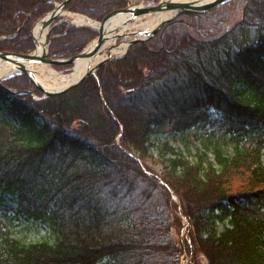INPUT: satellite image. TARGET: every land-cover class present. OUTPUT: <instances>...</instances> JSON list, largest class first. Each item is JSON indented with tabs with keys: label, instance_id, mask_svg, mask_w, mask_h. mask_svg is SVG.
I'll return each instance as SVG.
<instances>
[{
	"label": "trees",
	"instance_id": "1",
	"mask_svg": "<svg viewBox=\"0 0 264 264\" xmlns=\"http://www.w3.org/2000/svg\"><path fill=\"white\" fill-rule=\"evenodd\" d=\"M64 1L0 0V51H31L33 26ZM125 7L72 0L66 9L104 22ZM96 37L59 24L49 58H72ZM2 85L16 94L0 89V203L12 205L0 214V264H180L186 254L194 264L192 247L204 264H264V0L181 11L63 95L32 100L25 75ZM211 111L221 140L209 135ZM203 136L212 141L197 145ZM131 151L153 152L161 177ZM22 219L52 239H18Z\"/></svg>",
	"mask_w": 264,
	"mask_h": 264
},
{
	"label": "rangeland",
	"instance_id": "2",
	"mask_svg": "<svg viewBox=\"0 0 264 264\" xmlns=\"http://www.w3.org/2000/svg\"><path fill=\"white\" fill-rule=\"evenodd\" d=\"M160 1L161 0H155V1H153V0H150V1H146V0H126V7L128 5V2H130L132 5H135L137 7H153V6H156ZM162 2H164V0H162ZM58 4H61V3L54 2V9H55L56 5H58ZM219 6H217V7H219ZM215 8H213V9H215ZM64 10H65V12H64L63 15H65V16L58 17L57 19L54 20L53 24L50 27L44 28V29L47 30V33H46V36H47L46 37V45H47V48H46V59L45 60L49 64H43V65H45V67L47 69L53 70L55 73H58V74H60L62 76L69 75V74H72L73 73V67H74V65L68 63L67 60L73 59L75 56H77L79 53H81L84 50V48L88 44H90L91 42L87 43V45L77 55H75L72 58H62V59L49 58V51H50L49 47H50V44H51V40L49 38V34H50L52 28L58 26L59 24H69L70 27H72V28H80V27H74V24L72 23V16H71L73 14H74L73 16L76 15V16L83 17L86 20L91 21L93 23H97V24H101L102 23V22L92 21L88 17H86L84 15L77 14V13L72 12V11H69L66 8ZM121 10H123V9H121ZM210 10H212V9H210ZM190 11H192V10H190ZM51 12L47 13L46 15L50 14ZM161 12H164V11H161ZM167 12H170V11H167ZM197 12H199V11H197ZM205 12H207V11H205ZM70 13H71V15H70ZM178 13H175L174 12V14L172 15V19H174L177 16ZM154 16H155V13L152 14L151 16H147V19H149L148 17H154ZM142 20L145 21L146 19H141V20H138V21L140 22ZM139 22H134V23L139 24ZM37 23H35V25ZM130 24H133V22H130L129 25ZM35 25L33 26L32 31H31V33H32V42L34 44V48L31 51H29L28 53H22V54H27V55L28 54H32L36 50V45H35V41L33 39V35H34V29H35V27L38 24L36 26ZM141 30L142 29H139L138 28L136 30V32H140ZM129 31H131V30H129ZM142 31H144V30H142ZM159 31L160 30H158V32ZM155 35H152L147 40L153 38ZM58 36L59 35H54V37H58ZM3 39H5V38L4 37H0V41L3 40ZM147 40H145V41H147ZM124 41L126 42L128 40L127 39L126 40L125 39L124 40H118L117 42H115V45L118 44V46H119ZM130 47L127 48L128 50L126 49L127 52L129 51ZM0 52L11 53V54L13 53V52H10V51H0ZM127 52H126V54H127ZM17 54H21V53H17ZM126 54H123L122 56H118V55L117 56H113L112 55V57L114 58V60H112V61L120 60ZM105 55H106V53H105ZM107 62H111V61H107ZM59 64L60 65H68V66L67 67H65V66L63 67V66H59ZM96 74H97V72H96ZM96 74H95V76H96ZM13 75H15V74H13ZM20 75H25V74H20ZM15 76H17V75H15ZM15 76H12L11 75V77L8 78V79H11V78H13ZM25 76L27 77V79L31 83V85L33 86V90H30L29 89V90H27V92H23L22 94L29 95L32 100H41V99H43V96L44 95L39 90L36 89L34 83L29 79V77L27 75H25ZM8 79H5V80H8ZM5 80H3V81H5ZM2 82H1V84H2ZM77 86H75V87H77ZM75 87H73V88H75ZM98 88H99L100 96H101L102 95L101 94V90H100L101 89V86L99 85ZM9 91H11V90H9ZM11 92L15 93V91H11ZM66 93H64V94H66ZM8 94H10V93H8ZM10 95H15V94H12L11 93ZM61 95H63V94H61ZM56 96H59V95H56ZM50 97H53V96H50ZM101 98H102V96H101ZM103 103H104L105 108L108 111V113L112 115L111 110H110L109 106L107 105V103L105 102L104 99H103ZM0 105H2V102L1 101H0ZM4 118H6L9 123L13 124L11 118L8 115H5ZM209 123H210V125H209V133H211L209 135L212 136L214 139H219V140L223 139L224 138V127H223V125L221 123V117H220V114H219L218 111H215V112L214 111H211L209 113ZM121 129H122V127L120 128V130L118 131V133L116 134V136L114 138V140H115L116 143H120L121 142V133H122L121 132ZM193 132H195V131H191L190 134H189V138L191 140L194 139ZM163 134H164V137H166V139L168 141H170L173 146H175L177 149H182L180 142L179 143L178 142H175V138L174 137H178V135L176 133L170 134V130L167 127V128H165L163 130ZM208 141H212V138L203 136V137H201L199 139V141L196 144L197 145H199L200 143L204 144V143H207ZM131 156L135 157L139 161V165L141 166L142 169H144V170L145 169L146 170L149 169L148 170V173L150 172V173L154 174L157 177H161V175L163 174V163L159 160V158L153 152H151V154H148L144 159H139L138 155L135 154L133 151H131ZM162 184L164 186H166L163 182H162ZM171 198L178 204L179 201L177 200V198L174 195H172ZM6 206L7 207H11L12 206L11 203L8 200L3 201V204L0 203V214L8 213V215H9L11 213L9 210H6L4 208ZM177 206H178L177 210L180 211L181 207L179 206V204ZM182 222H183V225L181 227V237L182 238L184 237L185 238L184 241H186V240H188L187 239V235H188V238H189V232L187 230V225L188 224H187L186 219H184V218H182ZM13 233H14V236L15 237H17L18 239L24 240L25 242H28V243H30V242L31 243H34V242L48 241V240H51L52 239V234L45 227H43L42 225L37 224V223H35L33 221H27V220H24V219L19 220V221H14ZM186 242H188V241H186ZM190 249H192L191 252L193 253V257H194V260H193L194 264H204L203 263V260H202V256L193 247L190 248ZM190 257L192 258V256L187 255V254L181 256V258H180V264H190Z\"/></svg>",
	"mask_w": 264,
	"mask_h": 264
},
{
	"label": "water",
	"instance_id": "3",
	"mask_svg": "<svg viewBox=\"0 0 264 264\" xmlns=\"http://www.w3.org/2000/svg\"><path fill=\"white\" fill-rule=\"evenodd\" d=\"M72 0H65L63 3L56 5L55 9L48 15L44 16L37 24H40L41 27L44 29L46 27H50L54 20L57 19L60 16H65L63 15L65 12V8L67 5L71 2ZM227 0H210L204 4H196L195 2L191 3H183V2H168L162 0L153 7H137L135 5H132L130 2H128V5L125 9L117 11L113 13L106 21L101 23L102 29L100 31H97L96 29L90 27V26H78L74 25V27H80V28H88L92 31L97 32V37L91 41L90 44H88L84 50L79 53L77 56H75L73 59L67 60L68 63L73 64V72L75 71V67L79 61L83 60H90L92 61L93 59L100 57L102 55H105L106 57L102 59L101 61L93 64V65H88V68L86 71L83 73V75L74 81L71 85L67 86L66 88L59 90V91H48L43 88L41 84H39L38 81H36L33 76L29 72V65L32 64L34 61L41 62L42 64H49L45 59H46V51L43 53V55L39 59H35L33 56L34 52L32 54H17V53H5V52H0V59L2 60H9L18 65L21 69L19 73H16L15 75H20V74H25L29 77V79L34 83L35 87L37 90H39L44 96V98H48L50 96H56V95H61L64 94L68 91H70L73 87L77 86L79 83L84 81L86 78L90 76H95L96 72L98 69L107 61H112L114 58L112 57V54L110 50L112 47H117V45H113L110 47H107V43L109 42L110 39L115 38L116 42L118 40H128V48L132 46L133 44H136L138 42H143L147 40L149 37L152 35H155L158 30H160L165 24H167L172 17H170L167 20L162 21L159 23V25L153 29L152 31H140L136 32L135 29H127L123 31L122 33H119V29L121 27H114L112 28V33H110L108 30L109 28L114 24L115 19H117L118 16H123V20L121 21L122 27H125L129 25L130 22H137L138 20L143 19L145 16H151L154 13L161 12V11H170V12H181V11H199V12H205L210 9H213L221 4H223ZM71 15V13H70ZM74 15V14H73ZM36 24V25H37ZM35 25V26H36ZM131 30V31H129ZM47 37V36H46ZM33 39L35 41V37L33 35ZM128 50V49H127ZM127 51L124 52L126 54ZM117 59V58H116ZM12 75V76H15ZM11 77V76H10ZM7 78H0V89L4 90L7 93H13L9 91L7 88H5L1 82ZM167 189L168 187L165 186Z\"/></svg>",
	"mask_w": 264,
	"mask_h": 264
},
{
	"label": "bare ground",
	"instance_id": "4",
	"mask_svg": "<svg viewBox=\"0 0 264 264\" xmlns=\"http://www.w3.org/2000/svg\"><path fill=\"white\" fill-rule=\"evenodd\" d=\"M168 2H183V3H191L195 2L196 4H204L210 0H164ZM174 12H157L155 13L154 17H148L145 16L143 19H146L145 21H137V23L130 24L128 26L122 27L121 21L123 20V16H118L117 19H115L114 24L109 28V32L112 33V28L114 27H121L119 29V33H122L123 31L127 29H135L137 30L142 29L144 31H152L155 29L159 23H161L164 20L169 19L172 17ZM72 16V23L74 25L78 26H90L97 31H100L102 29L101 24L93 23L91 21L86 20L83 17L80 16ZM46 33L47 30L43 29L40 24H38L35 29H34V36H35V45H36V50L33 54L35 59H39L43 53L46 51L47 45H46ZM116 39L112 38L109 40L107 43V47L115 45ZM109 45V46H108ZM128 48V43L127 41L122 42L119 46L117 47H112L110 50L111 54L113 56H122L126 49ZM106 55H102L100 57H97L93 59L92 61L90 60H83L79 61L75 67V71L72 74L62 76L58 73H55L53 70L47 69L45 65H43L41 62L34 61L32 64H30L29 67V72L33 76V78L39 82L43 86L45 90L48 91H59L67 86L71 85L74 81L79 79L83 73L86 71L88 68V65H93L102 59H104ZM21 68L13 63L12 61L9 60H2L0 59V78H7L10 77L13 74L19 73Z\"/></svg>",
	"mask_w": 264,
	"mask_h": 264
}]
</instances>
